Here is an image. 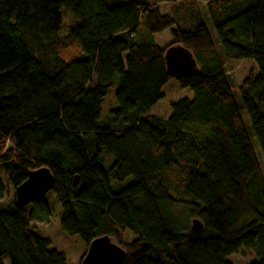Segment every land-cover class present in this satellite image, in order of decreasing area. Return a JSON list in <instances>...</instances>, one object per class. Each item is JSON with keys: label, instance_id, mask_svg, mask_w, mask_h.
Wrapping results in <instances>:
<instances>
[{"label": "trees", "instance_id": "16d2710c", "mask_svg": "<svg viewBox=\"0 0 264 264\" xmlns=\"http://www.w3.org/2000/svg\"><path fill=\"white\" fill-rule=\"evenodd\" d=\"M203 1L214 38L198 0H0V169L12 189L7 201L0 177V264H67L30 229L49 220L44 197L14 204L39 168L53 177L61 230L86 246L113 237L123 264H232L240 250L264 264L253 144L264 156V0ZM65 9L75 24L63 33ZM165 30L164 47L145 35ZM171 45L190 50L198 71L172 78ZM244 59L257 71L237 88L250 129L224 69ZM169 80L192 98L165 118L149 113ZM111 88L116 108L102 115Z\"/></svg>", "mask_w": 264, "mask_h": 264}, {"label": "rangeland", "instance_id": "374dc122", "mask_svg": "<svg viewBox=\"0 0 264 264\" xmlns=\"http://www.w3.org/2000/svg\"><path fill=\"white\" fill-rule=\"evenodd\" d=\"M198 2L203 13L202 16L206 20L205 23L208 28V31L211 37L214 38L215 33L213 27L211 26V23L209 22V19L205 12V3L203 0H198ZM159 7L162 12H167L169 10L170 5L168 3H159ZM61 15L62 32L65 33L69 28H71L75 24V20L71 12L67 9L62 10ZM145 35L147 39L150 38V42L156 43L160 47H164L170 42V35L167 30L162 31L159 34H150V36H148L147 34ZM224 69L230 81L235 101L240 108L242 119L246 125V128L250 129L249 119L246 112L241 107L237 88L249 72L257 73L255 65L252 61L246 59L240 61H224ZM162 92L164 93V97L152 107L150 113L164 118L167 117L170 112V103L183 97H187L189 99L192 98L191 90L189 88H180L174 80H169L168 83L163 87ZM114 93L115 88H111L109 89L108 94L104 97L102 105V115H105L109 110L116 108ZM253 144L261 168L262 177L264 179V156L260 151L257 142L253 141ZM0 177L4 181V185L7 187L6 199L7 201H9L12 198V189L7 180L4 179L1 169ZM44 200L50 211L49 220L46 223L32 222L30 224L31 231L34 234L47 239L50 243V247L56 249L59 252H62L66 257L67 264H82L81 260L86 252L87 246L79 238V236H69L61 230V208L60 204L56 201L54 194L51 191H48L44 196ZM3 208H9L7 206V202L3 205ZM120 235L123 242L125 243H128L133 239V235L127 231L121 232ZM111 240L114 241L113 237H111ZM252 258L253 253L251 251L246 250H240L238 253L230 256L232 264H249ZM2 264H9L8 259L6 257H3Z\"/></svg>", "mask_w": 264, "mask_h": 264}, {"label": "water", "instance_id": "95a60500", "mask_svg": "<svg viewBox=\"0 0 264 264\" xmlns=\"http://www.w3.org/2000/svg\"><path fill=\"white\" fill-rule=\"evenodd\" d=\"M164 63L172 78H180L198 71L195 58L190 50L182 45H171L164 51ZM53 177L47 168H39L28 173L27 178L14 192L15 206L24 207L34 198H43L51 189ZM202 224L198 219L191 220V229L200 231ZM124 249L115 244L109 235L93 239L87 246L82 264H123Z\"/></svg>", "mask_w": 264, "mask_h": 264}, {"label": "crops", "instance_id": "0c3cea01", "mask_svg": "<svg viewBox=\"0 0 264 264\" xmlns=\"http://www.w3.org/2000/svg\"><path fill=\"white\" fill-rule=\"evenodd\" d=\"M167 83H168V82H167ZM167 83H166V84H167ZM151 109H152V108H151ZM149 113H150V111H149ZM151 114H152V113H151Z\"/></svg>", "mask_w": 264, "mask_h": 264}]
</instances>
